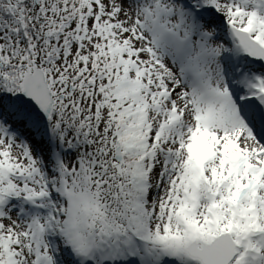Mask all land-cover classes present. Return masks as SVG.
I'll return each instance as SVG.
<instances>
[{"label": "snow or ice", "instance_id": "6c2138e0", "mask_svg": "<svg viewBox=\"0 0 264 264\" xmlns=\"http://www.w3.org/2000/svg\"><path fill=\"white\" fill-rule=\"evenodd\" d=\"M0 264H264V0H0Z\"/></svg>", "mask_w": 264, "mask_h": 264}]
</instances>
